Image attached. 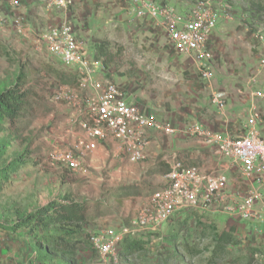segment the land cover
<instances>
[{
    "label": "rangeland",
    "instance_id": "obj_1",
    "mask_svg": "<svg viewBox=\"0 0 264 264\" xmlns=\"http://www.w3.org/2000/svg\"><path fill=\"white\" fill-rule=\"evenodd\" d=\"M10 1L0 0V17L43 21L35 24L29 36L16 34L10 25L0 27V93L18 84L25 94L18 118L0 122V169L7 170L20 160L0 180V264H63L39 255L35 231L13 233L4 227L67 194L84 201L88 209L76 253L78 264H102L91 236L109 233L121 237L146 199L157 191L158 185L149 177L156 167L130 166L123 174L111 165L118 158L115 142L109 144L114 153L105 157V164L88 167L87 174L53 159L55 147L72 148L69 133L80 135L82 131L75 105L56 102L54 92L66 86L77 89L80 78L74 69L37 50L35 34L51 26L71 25L91 58L104 67L106 78L132 94L142 110L158 121L160 117L182 116L189 123L194 112L200 114L196 111L203 98L214 105L213 93L223 92L228 97L232 88L238 92L244 85L253 89L264 85V49L256 38L264 34V0L215 1L217 8H226L228 16L219 19L211 39L215 59L210 81L201 80L192 61L174 51L155 20L131 16L127 0H72L67 8L48 7L49 0H19L15 9ZM152 1L186 12L197 0ZM70 73L76 74L75 84L65 80L70 79ZM77 90L87 98L91 91L87 87ZM260 118L264 122V112ZM240 130L264 133L247 124ZM240 223L250 226V231L243 226L246 230L242 232ZM208 227H216L220 233L233 227L241 243L230 246L229 254L214 263ZM126 241L136 243L130 255L124 247ZM112 259L111 264H264V224L233 221L216 210H187L175 214L157 231L114 240Z\"/></svg>",
    "mask_w": 264,
    "mask_h": 264
},
{
    "label": "built area",
    "instance_id": "obj_2",
    "mask_svg": "<svg viewBox=\"0 0 264 264\" xmlns=\"http://www.w3.org/2000/svg\"><path fill=\"white\" fill-rule=\"evenodd\" d=\"M216 0H197L186 12H179L171 5L157 4L152 0H127L131 15L151 17L166 32L168 40L178 55H185L195 65L202 80L213 77L215 59L212 37L219 19L228 16L226 8H217ZM15 9L19 0H11ZM72 0H49L48 7L67 8ZM10 25L20 36L34 31L19 16L9 19L0 17V27ZM34 45L45 51L66 68L79 75L77 89L90 88V95L83 97L75 87H62L54 92L56 102L76 107L81 134L72 148L55 147L51 156L70 170L88 173L86 159L100 145L113 141L118 156L132 163L145 157L150 144L149 131L166 135L175 133L173 127L158 121L141 109L136 101H129L125 90L106 77L99 61L91 58L89 51L79 40L73 27L68 24L51 26L35 34ZM264 49V34L256 36ZM264 66V59H263ZM103 76V75H102ZM252 88V87H251ZM251 111L259 117L258 104H264V85L251 89ZM212 102L223 113L227 105L225 93H213ZM191 135L211 146L215 153L228 159L239 180L248 184L242 194L227 192L229 177L223 172H205L199 167L174 159L165 175L167 185L153 193L131 225L122 231L121 237L109 233L91 236V243L102 264H111L114 240L123 235L142 231H157L175 214L187 210L220 211L233 221H250L264 224V138L255 130L238 136L224 135L195 122L189 127Z\"/></svg>",
    "mask_w": 264,
    "mask_h": 264
},
{
    "label": "crops",
    "instance_id": "obj_3",
    "mask_svg": "<svg viewBox=\"0 0 264 264\" xmlns=\"http://www.w3.org/2000/svg\"><path fill=\"white\" fill-rule=\"evenodd\" d=\"M41 21H43V19L33 23L32 21H27V19H25V23L33 31L35 30V24H39ZM196 71L197 69H195V72ZM98 75L106 77L105 72L99 71ZM251 89L252 88L248 85H244L238 89V92L242 95L241 96L237 92V88H232V91H230L229 96L227 97V105L223 113L219 112L217 106L215 104L212 105L210 100L208 101L207 98H203L201 101L203 106L199 105L196 111L200 112V114L198 113L197 115L194 112L192 115L189 113L191 116L189 114L185 115L190 117L195 115L194 118H192V123H188L186 117L182 116L176 118L160 117L161 123L174 128V134L170 135V137L163 138L158 131L151 130L149 131L150 144L145 150L144 161L129 164L128 160L115 153L118 158H114L111 165L114 163L116 168H118L123 174L127 173V169L132 168L130 166L142 169H147L149 166L156 167V170L149 174V177L153 179V184L158 185L157 191H159L167 185L165 175L168 172L171 163L174 159H178L187 165H196L205 172L219 171L226 173L229 177L227 192L230 194L244 193L248 184L237 179L238 176L236 172H234L231 162L228 159L219 157L211 146L204 144L197 136H191L188 132L190 127L188 124L191 125L195 122H199L205 127L210 125L215 132L233 137L244 134L240 130L242 124L251 125L253 127L255 126V128H259L260 131H264V122L262 121V118H260V114L264 112V104L258 105L259 117H255L251 111V100L249 97ZM126 96L129 101H135L132 94H128L126 92ZM69 135L71 136V142L73 143L79 137V134L76 135L73 132L69 133ZM261 135L264 138V133H261ZM110 142L100 145L98 150L86 159L88 167L96 168L105 164V157L109 156L112 152L114 153V148L109 146ZM147 200L148 199H146L145 203H147ZM243 226L245 227L247 224H241V227ZM244 227L241 229L242 232L246 230ZM250 229L251 228L249 226L247 231L249 232Z\"/></svg>",
    "mask_w": 264,
    "mask_h": 264
},
{
    "label": "trees",
    "instance_id": "obj_4",
    "mask_svg": "<svg viewBox=\"0 0 264 264\" xmlns=\"http://www.w3.org/2000/svg\"><path fill=\"white\" fill-rule=\"evenodd\" d=\"M68 76L70 79H64L70 84H75L76 74L70 73ZM24 98L25 94L18 84L2 91L0 93V122L4 119L14 122L23 109ZM1 149L2 145L0 144V158L2 156ZM17 161L20 160L17 159ZM16 163H13L7 170L0 169V180L7 172L17 167ZM87 219L88 209L85 202L67 194L61 199L51 201L36 208L31 213L21 216L17 221L6 225L4 229L13 233L26 229L29 230V234L35 231V248L41 257L55 259L63 262V264H78L76 253L81 240L80 235ZM208 228L212 230L214 263L229 254L230 246L241 243L234 234L233 227L228 232L223 233L218 232L216 227ZM124 245L127 254L130 255L134 252L136 243L126 241ZM250 250L254 253L259 252L258 248L255 247H250Z\"/></svg>",
    "mask_w": 264,
    "mask_h": 264
}]
</instances>
